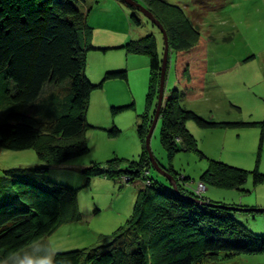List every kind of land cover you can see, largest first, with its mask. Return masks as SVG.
<instances>
[{
    "label": "trees",
    "instance_id": "16d2710c",
    "mask_svg": "<svg viewBox=\"0 0 264 264\" xmlns=\"http://www.w3.org/2000/svg\"><path fill=\"white\" fill-rule=\"evenodd\" d=\"M86 1L0 0V114L5 117V122L0 124L1 148L33 149L46 165L64 163L88 153L84 134L89 128L87 112L91 94L102 88L104 82L127 81L128 72H107L99 85L92 84L86 77V53L97 50L90 42L93 36V28L88 23L90 11L80 9ZM136 1L151 12L168 39L164 100L159 119L162 121L161 143L169 158L179 151L178 145L186 150H197L196 140L186 127L189 121L201 128L258 125L256 122H209L184 107L185 101L200 100L207 92L209 49L200 30L199 12L186 11L167 0ZM230 1L206 0L207 6L198 4L197 7L214 11L224 8ZM130 21L141 26L135 15ZM152 26L155 27L153 23ZM124 48L132 54L150 57V90L152 94L156 92V100L150 95L154 112L144 116L137 127L144 152L124 170L114 159L102 165L91 164L82 173L87 186L97 177L127 179L124 184L142 179V183L147 184L146 190L138 192L132 218L126 226L132 225L136 230L140 227L137 231L140 240L136 246L112 249L101 256L98 253L102 245L84 251L57 252L50 259L52 264H100L101 260L105 262L101 264H216L221 255L264 252L263 236L242 229L222 203L209 202L191 192L185 187L187 181L180 179L171 166L164 169L177 180L179 194L169 182H156L147 175L146 169L151 162L145 139L158 103L162 59L157 37L152 34ZM173 55L178 87L166 95ZM130 107H113L112 115ZM111 135H117L115 128ZM263 137L264 127L261 143ZM259 161L251 173L255 186L264 182ZM47 172L46 166L20 171L12 181L26 189L19 196L27 202L18 199L0 205V264L61 226L82 220L77 201L79 190L51 181ZM249 173L241 168L216 164L201 182L219 188L243 189ZM47 202H53V207H43ZM105 237L108 236L100 239ZM199 242L200 251L195 253Z\"/></svg>",
    "mask_w": 264,
    "mask_h": 264
},
{
    "label": "rangeland",
    "instance_id": "374dc122",
    "mask_svg": "<svg viewBox=\"0 0 264 264\" xmlns=\"http://www.w3.org/2000/svg\"><path fill=\"white\" fill-rule=\"evenodd\" d=\"M120 1L96 3L95 0H87L80 5L81 11H90L88 23L93 28L90 42L97 49L86 53V77L92 84L99 85L107 72H128L127 81L104 82L102 88L91 94L87 112L89 128L84 134L88 153L64 163L46 165L33 149L11 151L0 147V205L18 199L27 202L19 196L26 189L12 181L20 171L46 166L51 181L79 190L77 201L82 220L61 226L53 234L8 257L3 264H45L57 252L84 251L102 245L98 253L101 256L112 249L136 246L140 240L137 231L141 228L136 230L132 225L126 226L132 218L138 192L146 190L147 184H143L142 179L124 184L127 179L120 178L121 182L119 178L97 177L87 186L82 173L91 164L102 165L114 159L120 162L123 170L131 162L138 161L144 152V142L138 135L137 127L144 116L151 115L155 109L149 101L150 95L156 100V92L152 94L150 90V57L132 54L124 47L152 34L157 37L163 60L165 44L162 32L139 11ZM167 1L186 11L199 12L202 19L200 30L214 57L210 59L212 68L209 78L211 82H216L217 87L213 88V84L209 86L205 97L200 100L185 101L186 108H191L187 110L209 122H217L211 120L215 118L223 122L234 120L259 124L252 127L201 128L189 121L186 127L196 140L197 150H186L178 145L179 151L170 159L161 143L162 121L159 119L150 141L154 159L165 168L171 166L180 179L187 181L185 187L191 192L197 190L206 172L216 164L250 171L243 189L219 188L202 183L205 190L201 196L209 202H220L225 206L264 209V182L255 186L251 174L258 160L259 171L264 173V137L261 143L264 127V0H231L224 8L214 11L197 7L198 4L207 6L206 0ZM132 15L141 21L140 27L132 24ZM174 57L170 59L166 95L178 87ZM127 106L132 107L112 115L111 108ZM4 122V114H0V124ZM114 128L116 136L111 135ZM146 171L154 181L168 183L152 165ZM3 180L11 182L4 183ZM53 205V202H47L43 207ZM231 217L246 232L264 237V213L231 211ZM121 228L124 229L120 232ZM102 236L108 237L100 239ZM200 244L195 253L200 251ZM216 262L264 264V252L221 255Z\"/></svg>",
    "mask_w": 264,
    "mask_h": 264
},
{
    "label": "water",
    "instance_id": "95a60500",
    "mask_svg": "<svg viewBox=\"0 0 264 264\" xmlns=\"http://www.w3.org/2000/svg\"><path fill=\"white\" fill-rule=\"evenodd\" d=\"M124 3H126L127 5H129L130 7H135L138 9V11L145 16L148 20H150L153 25L155 27H157L163 35V39H164V44H165V49H164V56H163V60H162V67H161V77H160V85H159V94H158V103H157V107H156V111H155V115L153 117V121L152 124L150 126L149 132L146 136L145 139V147L148 153V157L149 160L151 162V165L154 167V169L160 174L162 175L165 179H167V181L169 182V184L171 185L172 189L179 194V190H178V182L177 180H175V178L173 177V175H171L167 170L164 169L163 166H161L155 159L153 156V153L151 151V146H150V141H151V137L153 135V131L159 121V117H160V110L163 104V100H164V89H165V75H166V70H167V63H168V39H167V35L165 30L163 29V27L160 25V23L155 20V18L152 16V14L145 9L144 7H142L139 3L135 2L134 0H121ZM211 206H216L214 204H211ZM225 209L230 210V211H250V212H255V213H264V209H242L240 207H230V206H224Z\"/></svg>",
    "mask_w": 264,
    "mask_h": 264
},
{
    "label": "crops",
    "instance_id": "0c3cea01",
    "mask_svg": "<svg viewBox=\"0 0 264 264\" xmlns=\"http://www.w3.org/2000/svg\"><path fill=\"white\" fill-rule=\"evenodd\" d=\"M114 4V3H113ZM117 6V5H116ZM211 58H214L213 57V54H212V52L209 50V73H208V78H207V91L209 90V86H211L212 84V86H213V88H216L217 86H216V82L215 83H213V82H211L210 81V78H209V76H210V74H211V72H210V70H211V66H210V59ZM245 60H247V59H245ZM207 93V92H206ZM184 105V107L186 108V106H185V104H183ZM186 109H191V108H186ZM211 120H213V121H217V122H223V120H221V121H218V120H215V118H213V119H211ZM259 121H261V120H259ZM225 122H229V121H225ZM233 122H236V121H234L233 120ZM257 123V122H256Z\"/></svg>",
    "mask_w": 264,
    "mask_h": 264
},
{
    "label": "clouds",
    "instance_id": "9594fccd",
    "mask_svg": "<svg viewBox=\"0 0 264 264\" xmlns=\"http://www.w3.org/2000/svg\"><path fill=\"white\" fill-rule=\"evenodd\" d=\"M201 183H203V182H201ZM194 192H195L197 195H201V193H198V186H197V190L194 191ZM198 202H200V203L203 204V202L200 201V199L198 200ZM45 264H52V261H51V260H47V261H45Z\"/></svg>",
    "mask_w": 264,
    "mask_h": 264
},
{
    "label": "built area",
    "instance_id": "2783aa9c",
    "mask_svg": "<svg viewBox=\"0 0 264 264\" xmlns=\"http://www.w3.org/2000/svg\"><path fill=\"white\" fill-rule=\"evenodd\" d=\"M204 190H205V187H204V185L200 182V183L198 184V193H202Z\"/></svg>",
    "mask_w": 264,
    "mask_h": 264
}]
</instances>
